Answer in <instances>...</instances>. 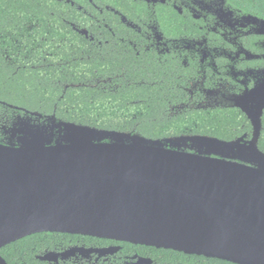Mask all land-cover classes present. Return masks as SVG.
<instances>
[{
    "label": "water",
    "instance_id": "1",
    "mask_svg": "<svg viewBox=\"0 0 264 264\" xmlns=\"http://www.w3.org/2000/svg\"><path fill=\"white\" fill-rule=\"evenodd\" d=\"M5 106L17 116L0 138V250L62 232L264 264L260 119L251 142L153 139Z\"/></svg>",
    "mask_w": 264,
    "mask_h": 264
},
{
    "label": "flooded vegetation",
    "instance_id": "2",
    "mask_svg": "<svg viewBox=\"0 0 264 264\" xmlns=\"http://www.w3.org/2000/svg\"><path fill=\"white\" fill-rule=\"evenodd\" d=\"M29 2L39 8V0ZM44 10L51 24L61 28L57 38L47 33L50 47L55 46L52 70L67 68L71 61L62 48L74 44L80 55L75 60H87L95 69L94 83L87 85L102 93H130L135 98L131 104L142 103L150 111L138 123L156 127L153 134L158 127L178 128L184 121L178 133L164 129L161 136L148 138H219L211 133L219 125L216 115L224 112V130L230 137L219 139L251 142L260 119L258 145L264 152V18L232 10L225 0H46ZM31 25L29 39L35 44L37 24ZM52 83L63 92L75 86ZM16 116L17 111L0 127L1 136ZM200 117L211 120L200 123ZM189 119L191 126L185 123ZM15 243L20 244L17 262L6 253L12 264H232L62 232L36 233L6 245L0 255L7 264L2 250Z\"/></svg>",
    "mask_w": 264,
    "mask_h": 264
},
{
    "label": "trees",
    "instance_id": "3",
    "mask_svg": "<svg viewBox=\"0 0 264 264\" xmlns=\"http://www.w3.org/2000/svg\"><path fill=\"white\" fill-rule=\"evenodd\" d=\"M30 0H0V127L16 110L5 106L6 103L23 107L30 111L44 114H56L58 118L99 129L131 131L136 129L144 136L158 137L165 132H177L183 128L184 121L176 126L158 127L156 134L146 123H138L142 114L150 112L142 103L131 104L135 99L130 93H102L87 84L94 83L92 63H82L78 58L74 44L63 47L64 53L71 61L67 68L52 70L49 66L50 53L55 46L49 44L48 32L57 38L61 28L51 24L48 11L44 10L46 0H39V8ZM232 10L264 18V0H225ZM30 7V8H29ZM22 9V10H20ZM31 24H37V42L29 39ZM6 25V26H5ZM48 30V31H46ZM44 37V39H43ZM60 53V52H59ZM83 68H86L85 70ZM74 84L66 92L58 84ZM84 84V85H81ZM15 111V112H14ZM216 115V130L211 133L222 139L230 135L224 130V112ZM7 115V116H6ZM211 119L200 117L199 122H210ZM191 126L190 119L185 122ZM224 124V125H223ZM185 125V126H186ZM219 127V128H218ZM209 130V127H204ZM203 129V128H201ZM1 138V133H0ZM264 150V143H262ZM20 244L15 243L2 250L3 256L12 264ZM8 253L10 256H7Z\"/></svg>",
    "mask_w": 264,
    "mask_h": 264
}]
</instances>
